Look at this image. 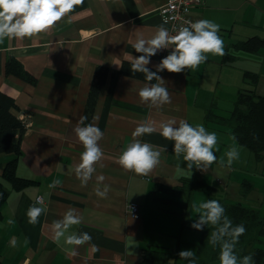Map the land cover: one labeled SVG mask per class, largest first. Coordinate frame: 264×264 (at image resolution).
Wrapping results in <instances>:
<instances>
[{
	"label": "crops",
	"instance_id": "1",
	"mask_svg": "<svg viewBox=\"0 0 264 264\" xmlns=\"http://www.w3.org/2000/svg\"><path fill=\"white\" fill-rule=\"evenodd\" d=\"M164 3L165 0H83L46 32L0 41V92L15 100L18 110L14 113L26 124L16 175L36 181L21 191L11 190L0 208V264H142L144 248H167L151 244L152 234L168 236L164 230H156L155 225L169 229L174 227L175 219L182 236L184 226L191 228L198 219L192 206L185 210L184 199L170 188L180 185L182 179L202 180L201 172L208 168L188 170L183 156L179 160L175 157L173 142L161 137L159 131L135 138L167 149L150 176L125 171L118 157L133 141L132 133L141 121L159 128L168 120L175 119L178 125L183 119L193 126L203 125L209 132L213 131L212 124L215 128L219 125V132L231 134L229 127L217 123L208 113L219 105V90L230 97L250 88L264 94V85L259 86L257 81L254 87H248L244 78L246 72L259 75L258 79L263 77L264 47L256 53L233 47L252 37L264 40V0H205L191 9L194 21L207 19L220 26L225 55L229 53L232 60L208 54L207 61L195 70L159 72L166 81L171 103L157 109L141 103L138 96L146 80L120 75L118 71L124 61L131 63L126 54L139 55L132 48L133 31L141 29L147 38L158 26L167 28L159 13ZM170 51L158 52L147 67L156 69ZM10 57L36 78L35 85L5 74ZM97 66L108 68L109 74L99 90L89 123L103 133L98 144L104 158L96 165L87 186L82 187L75 167L80 163L83 146L74 129L84 115ZM230 77L234 80L227 84ZM222 145L227 152L233 141ZM237 146L239 157H247L243 147ZM12 158V154H0V182L3 165ZM216 158L212 167L219 156ZM101 176L102 181L98 179ZM57 181L56 187H50ZM98 184L101 188L109 186L106 198L95 195ZM4 186L9 188L8 184ZM238 192L240 195V184ZM37 197L42 198V203H36ZM131 203L138 206V218L128 213ZM32 206L44 210L35 225L29 224L27 217ZM69 209L82 215L83 222L56 240L50 226ZM84 232L91 235V242L82 246L65 243L67 235Z\"/></svg>",
	"mask_w": 264,
	"mask_h": 264
},
{
	"label": "clouds",
	"instance_id": "2",
	"mask_svg": "<svg viewBox=\"0 0 264 264\" xmlns=\"http://www.w3.org/2000/svg\"><path fill=\"white\" fill-rule=\"evenodd\" d=\"M83 3V0H0V41L5 38L33 37L39 33L51 29L58 21L72 12L75 6ZM186 26L175 31V35L163 25L158 26L150 37H145L141 29L133 31L135 35L132 48L138 56L126 54L131 59L132 73H142L147 83L140 88L138 96L141 103H147L149 107L161 108L171 103V95L166 87V81L158 73L166 71L178 74L185 69L195 70L205 63L208 54L214 56L225 55L224 42L219 36L220 26L210 20L201 19L196 22L185 20ZM171 49L168 55L159 61L156 70L152 71L147 66L151 57L161 50ZM152 81H155L152 83ZM87 116H81L75 129V135L83 146L80 163L75 167L76 177L81 186H87L88 181L96 172V165L104 158L103 149L98 142L103 138V133L94 124H85ZM159 131L161 137L173 142V153L177 160L183 156L187 163V169L194 167L203 171L216 162L215 149L218 145V136L215 132H209L203 125L195 126L185 120H168L155 127L153 123L141 121L132 133L133 141L122 150L118 157L119 165L125 171H131L136 175L150 176L154 169L161 163V155L167 151L165 147L142 143L137 137L152 134ZM230 139L233 145L226 152L227 163L231 165L239 159L240 151L237 146L235 135ZM223 164V161H221ZM102 166V165H101ZM103 180V177H98ZM57 181L50 187H56ZM110 191L108 185L98 184L95 195L106 198ZM129 209V208H128ZM44 210L39 207H29L27 211L28 223L35 225ZM192 212L198 216L190 227L202 231L206 226L212 230L208 236L211 246H219V264H254L252 255L242 258L236 254V244L239 237L246 231L241 225L233 226L232 220L225 214L224 207L217 200L193 203ZM84 217L76 214L75 210L69 209L60 220L51 224L54 238L59 240L65 237L67 230L83 222ZM89 233L70 234L65 238L68 245L82 246L91 242ZM28 243L27 239L24 241ZM95 250V245H92ZM182 260H188L189 264H195L193 250H182L178 253Z\"/></svg>",
	"mask_w": 264,
	"mask_h": 264
},
{
	"label": "trees",
	"instance_id": "3",
	"mask_svg": "<svg viewBox=\"0 0 264 264\" xmlns=\"http://www.w3.org/2000/svg\"><path fill=\"white\" fill-rule=\"evenodd\" d=\"M233 47L238 51L256 53L264 47V40L252 37L236 43ZM224 57L228 61L232 60L229 53H226ZM4 70L6 75H13L32 85L36 84V78L28 73L15 58L7 59ZM108 74L109 70L104 66H97L94 70L84 109L83 116H87L85 124H89L91 120L99 90L105 84ZM118 74L145 80L142 73H132L131 63L125 61ZM116 75V72L113 73V76ZM244 78L252 84V87L258 81V75L250 72H246ZM15 110H18L15 100L0 92V154L13 155L12 159L5 162L1 172L0 208L11 190L21 191L36 184L34 180L16 175L26 124L14 113ZM208 116L214 118L217 123L229 127L231 134L235 135L237 144L253 154L255 162L261 164L264 172V94H257L254 88L241 89L236 94L233 109L228 117L217 116L213 111L208 113ZM204 181L182 179L181 184L170 188V191L184 199L185 210L192 206V197L197 191L206 194V201L213 199L219 201L225 209V214L232 220L233 226L242 224L246 229L236 244L238 257L252 255L254 264H264V248H260L259 245V242L263 243L261 239L264 237V218L253 208V205L244 203L254 189L253 184L245 179L242 180L239 199L231 201L225 197L216 196L215 189ZM4 184H8L9 188H6ZM212 230L214 229L211 226H206L200 231L201 237L196 248L195 264H219V246L213 247L208 242V236ZM177 256V248L148 247L141 251L142 264H189V262H178Z\"/></svg>",
	"mask_w": 264,
	"mask_h": 264
},
{
	"label": "rangeland",
	"instance_id": "4",
	"mask_svg": "<svg viewBox=\"0 0 264 264\" xmlns=\"http://www.w3.org/2000/svg\"><path fill=\"white\" fill-rule=\"evenodd\" d=\"M259 76V75H258ZM234 80L230 77L226 83L228 84ZM224 82V81H223ZM259 86L264 85V75L263 77L258 79ZM252 84L247 81V86H251ZM228 91V90H227ZM226 91V92H227ZM230 93V91H228ZM260 94V93H259ZM263 94V93H262ZM232 98V99H230ZM235 97H230L225 91L219 90L216 99L218 100V106L212 110L215 115H220L223 117L229 116V111L233 109V101ZM231 100V101H230ZM213 125V131L218 136V145L217 149H215V155L219 156V159L216 163L215 167L211 165L208 166L206 172H201L202 180H205L208 185L212 186L215 189V194L218 197L225 196L231 201H235L239 199V184L242 180L250 181L254 189L250 192L244 203L253 205V208L256 209L262 218H264V172L262 171L261 164L255 162L253 154L249 152V150H244L243 153L247 155V157H239L241 165H238L239 160H234L231 163V166L227 163L226 151L224 150L225 145H222L224 142H229L231 134H222L217 129L221 130V126L217 125L215 128V124ZM223 138V139H222ZM225 151V152H224ZM223 161V164H221ZM226 163V164H224ZM235 163V165H233ZM238 165V166H237ZM239 168H245V170H241ZM226 186L229 188V192L225 193ZM195 199L192 200L193 203L199 204L202 201H206V194L204 192L197 191L194 193ZM174 221H176L174 219ZM173 221V226L169 229H165L163 227H158L155 225L156 230H164L168 236H159L152 234V238L150 239L151 244L157 246H164L167 248H177V252L179 253L182 250H193L194 254H196V248L200 241V231H197L193 228H186L184 226V234L180 235V227L177 226L176 222ZM182 221L181 216L179 223ZM175 223V225H174ZM177 226V227H176ZM172 234H175L173 237ZM197 237L194 238V236ZM262 242H259L260 248H264V237L261 239ZM173 244V245H170ZM195 258V256H194ZM178 262L183 263L188 260H182L179 256H177Z\"/></svg>",
	"mask_w": 264,
	"mask_h": 264
},
{
	"label": "built area",
	"instance_id": "5",
	"mask_svg": "<svg viewBox=\"0 0 264 264\" xmlns=\"http://www.w3.org/2000/svg\"><path fill=\"white\" fill-rule=\"evenodd\" d=\"M205 0H165V3L160 7L159 13L160 17L167 25L170 34L175 35L173 29H179L180 27L186 26L184 24L185 20L194 21L190 17V11L196 6H201L204 4ZM36 203H42V198L37 197ZM128 213L132 218H138L139 209L135 203L128 205Z\"/></svg>",
	"mask_w": 264,
	"mask_h": 264
}]
</instances>
